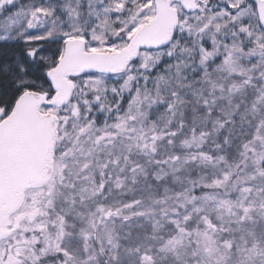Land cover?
<instances>
[{"label": "snow or ice", "instance_id": "snow-or-ice-1", "mask_svg": "<svg viewBox=\"0 0 264 264\" xmlns=\"http://www.w3.org/2000/svg\"><path fill=\"white\" fill-rule=\"evenodd\" d=\"M0 264H264V0H0Z\"/></svg>", "mask_w": 264, "mask_h": 264}]
</instances>
